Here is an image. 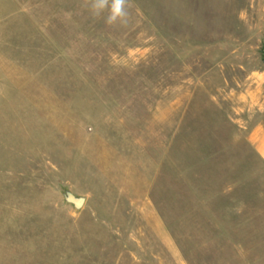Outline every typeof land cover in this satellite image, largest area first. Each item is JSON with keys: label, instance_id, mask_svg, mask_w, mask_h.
I'll return each mask as SVG.
<instances>
[{"label": "rangeland", "instance_id": "obj_1", "mask_svg": "<svg viewBox=\"0 0 264 264\" xmlns=\"http://www.w3.org/2000/svg\"><path fill=\"white\" fill-rule=\"evenodd\" d=\"M87 3L0 0V264H264V0Z\"/></svg>", "mask_w": 264, "mask_h": 264}, {"label": "clouds", "instance_id": "obj_2", "mask_svg": "<svg viewBox=\"0 0 264 264\" xmlns=\"http://www.w3.org/2000/svg\"><path fill=\"white\" fill-rule=\"evenodd\" d=\"M86 7H90L94 17L107 11L105 23L109 26H125L129 18V0H88Z\"/></svg>", "mask_w": 264, "mask_h": 264}, {"label": "water", "instance_id": "obj_3", "mask_svg": "<svg viewBox=\"0 0 264 264\" xmlns=\"http://www.w3.org/2000/svg\"><path fill=\"white\" fill-rule=\"evenodd\" d=\"M261 62L264 64V47L260 50ZM63 201L72 206L75 211H80L85 204L84 196L75 195L71 191L64 189L62 193Z\"/></svg>", "mask_w": 264, "mask_h": 264}, {"label": "crops", "instance_id": "obj_4", "mask_svg": "<svg viewBox=\"0 0 264 264\" xmlns=\"http://www.w3.org/2000/svg\"><path fill=\"white\" fill-rule=\"evenodd\" d=\"M13 88H10V95H9V101L12 102L14 96L13 94ZM9 102V103H10ZM251 142L252 146L255 150V152L258 154L259 158L264 162V132H254L251 136Z\"/></svg>", "mask_w": 264, "mask_h": 264}]
</instances>
